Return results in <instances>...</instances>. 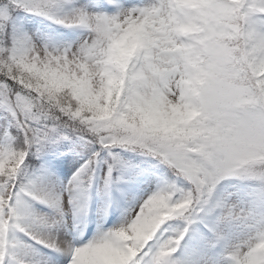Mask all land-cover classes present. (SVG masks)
<instances>
[{"label": "snow or ice", "instance_id": "6c2138e0", "mask_svg": "<svg viewBox=\"0 0 264 264\" xmlns=\"http://www.w3.org/2000/svg\"><path fill=\"white\" fill-rule=\"evenodd\" d=\"M127 4L99 0L107 10L90 11L75 0H0V264H65V255L67 264H180L174 254L198 222L193 239L225 245L228 264H264V0ZM20 11L87 37L38 42L12 23ZM82 139L99 147L66 189L76 215L97 167L107 165L108 188L124 164L116 150L157 161L171 178L122 222L77 244L52 231L64 218V193L20 176L30 157ZM233 178L253 185L250 206L216 196ZM30 201L59 218L34 212ZM173 219L183 228L153 245ZM232 224L246 226L239 242L224 231ZM17 232L56 255H19Z\"/></svg>", "mask_w": 264, "mask_h": 264}, {"label": "rangeland", "instance_id": "374dc122", "mask_svg": "<svg viewBox=\"0 0 264 264\" xmlns=\"http://www.w3.org/2000/svg\"><path fill=\"white\" fill-rule=\"evenodd\" d=\"M78 6L88 8L90 11H106L97 7L99 0H75ZM106 2V0H105ZM150 0H128L127 6L142 5L149 3ZM22 13V12H19ZM42 17L30 16L23 12L19 16L16 28L23 33L33 36L38 42H50L53 46L62 47L72 44L77 40L87 37V32L81 28H69L51 23L43 18V22L38 25L36 20ZM7 118L0 120V125H5ZM84 163L81 158H65L61 163L51 165L46 174L38 178L40 184L56 193H64L65 210L63 220L52 230L56 233L67 234L74 238L77 244L86 243L93 235L97 233L98 226L103 225L105 229L120 223L123 219L132 213L133 209L142 202L152 191H154L163 182V178L149 173H141L130 176L123 175L117 180L114 178L111 185L106 188L104 182V173L107 166L102 164L97 175V180L93 193L88 198L86 192L83 197L84 212L74 214L72 205L67 204L69 193L66 189L69 187L73 173ZM127 176V178H125ZM117 181V184L115 183ZM116 185V186H115ZM253 187L245 184L230 183L220 184L216 190L217 197H223L231 194L229 199L234 204L250 206L253 199ZM74 203L79 202V191L73 189L71 192ZM34 212L46 215L50 219H58V213L52 208L45 207L35 201H30ZM203 227L199 222L193 225V230L181 242L180 249L174 254V259L180 264H228V253L226 246H217L209 249L202 242L193 239V236ZM169 228V229H168ZM179 226H173L165 223L161 231L157 234V239L152 241L157 245V241L162 242L169 235L176 234ZM224 231L230 233L232 242H239L244 238L246 226L241 224H232L226 226ZM15 238L23 245V249H16L19 255L27 259L41 260L44 257L56 255L51 250L41 247L24 233H15ZM69 257L64 256V262L67 264Z\"/></svg>", "mask_w": 264, "mask_h": 264}, {"label": "trees", "instance_id": "16d2710c", "mask_svg": "<svg viewBox=\"0 0 264 264\" xmlns=\"http://www.w3.org/2000/svg\"><path fill=\"white\" fill-rule=\"evenodd\" d=\"M22 12V11H20ZM23 15L22 13L16 12L14 13L13 24L17 26L19 16ZM46 20V19H45ZM37 24L40 25L43 22V18L36 20ZM69 29V28H66ZM6 118L5 114L0 112V120ZM7 123V122H6ZM75 140V137L73 138ZM63 144H68V147H64L61 145L49 146L47 147L43 154L37 159L35 156L30 157L31 160L35 161V163L27 164L24 171L21 173L20 179L22 182H27L28 180H38L40 176L46 174L51 165H56L57 163H61V161L65 158H81L84 161L89 158L91 153L98 149V145L88 144L86 140H80L74 144H69V142L65 141ZM120 153L122 160L124 161L123 165L117 166L114 170V178L117 180L123 175H127L128 177L138 175L141 173H151L157 175L163 179L171 178V173L157 161L139 155L138 153L130 152V151H121L116 150ZM64 153H67L65 156ZM101 158H107V153L102 152ZM101 163L96 169V176L99 173V169L102 166ZM106 165V164H105ZM107 166V165H106ZM95 176V178H96ZM127 176L125 178H127ZM95 181V180H94ZM117 184V181L115 182ZM230 183L235 185L237 183L245 184L249 187H253L250 182L241 181L239 179H227L221 184ZM92 183L91 187L93 186ZM116 186V185H115ZM219 186V185H218ZM89 188V189H90ZM171 224L173 226H179V228H183V222L179 219H173L167 222V224ZM169 229V228H168Z\"/></svg>", "mask_w": 264, "mask_h": 264}]
</instances>
